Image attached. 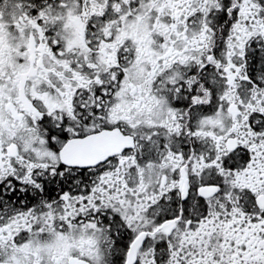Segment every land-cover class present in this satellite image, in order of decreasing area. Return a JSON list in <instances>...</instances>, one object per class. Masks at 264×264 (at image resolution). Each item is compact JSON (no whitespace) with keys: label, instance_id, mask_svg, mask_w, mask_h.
<instances>
[{"label":"snow or ice","instance_id":"1","mask_svg":"<svg viewBox=\"0 0 264 264\" xmlns=\"http://www.w3.org/2000/svg\"><path fill=\"white\" fill-rule=\"evenodd\" d=\"M0 264H264V0H0Z\"/></svg>","mask_w":264,"mask_h":264}]
</instances>
